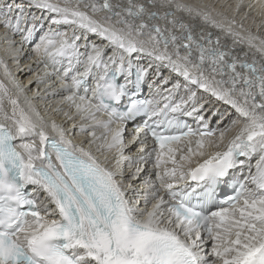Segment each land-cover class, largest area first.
<instances>
[{"label": "snow or ice", "instance_id": "obj_1", "mask_svg": "<svg viewBox=\"0 0 264 264\" xmlns=\"http://www.w3.org/2000/svg\"><path fill=\"white\" fill-rule=\"evenodd\" d=\"M242 5L229 17L185 0H0L4 42L18 53L12 37L22 47L42 33L33 52L52 66L45 75L104 129L82 123L88 143L112 154L107 167L47 124L0 60V264H264V37L237 22ZM138 116L126 145L112 124Z\"/></svg>", "mask_w": 264, "mask_h": 264}, {"label": "bare ground", "instance_id": "obj_2", "mask_svg": "<svg viewBox=\"0 0 264 264\" xmlns=\"http://www.w3.org/2000/svg\"><path fill=\"white\" fill-rule=\"evenodd\" d=\"M115 3L116 0H113ZM187 3H192L195 5H202L206 4L209 6H215L218 8V10L223 11L226 15L229 17L233 16L232 7L231 5H234L235 0H185ZM260 3L261 0H243V5L240 8L239 12L235 14V19L238 23H243L245 28L257 33L264 37V15H260ZM100 15H103L101 13ZM177 15H182L181 13H177ZM163 26V22H160ZM199 23V22H197ZM44 30H47V24H45ZM61 31H68L69 33L72 31L71 28H68L67 26H61ZM206 30H212L213 29H206ZM200 28H197V34L199 33ZM42 33H38L35 37V40L32 43L25 44L22 47L20 46V37L14 36L12 39L16 42L15 48H19L18 53H14L12 49L9 48V45L4 42V29L0 28V60H3L7 66L9 71L11 72L12 76L16 79V81L21 85L22 89L27 91H24V94L30 98L33 102V105L35 108L40 112V114L44 117V119L51 120L50 118H54L57 120V124L62 125L66 130L67 134L72 137L77 136L79 140H73V143L76 145H80L83 142H88L90 140V137L88 136L87 132H80V125L83 123L85 125H89L88 131H95L96 134L99 136L104 132L103 128H93L90 126V122L88 121H81L79 116L75 115V108H69L67 103L64 102V96L67 95V93H61L59 92V81L56 80L55 76L48 77V81L40 82L39 80L42 79L43 75L45 74V67L47 66L48 71H52V66L48 64L46 60L41 61V59L33 52V47L35 42H38L39 35ZM79 34V33H78ZM38 39V40H37ZM95 42L97 44L104 45L106 44L105 41H101L98 37L89 35V43ZM81 44L84 43V40L82 39L80 41ZM239 47V46H238ZM83 51V49H81ZM106 52L108 55L111 54L112 49L108 47L106 49ZM12 58H11V57ZM105 59H107V56H105ZM133 62L135 63V57H133ZM141 64H147L148 60L143 59L140 61ZM82 71V68H81ZM165 76L168 75V71L166 69H162ZM39 74H42L41 78ZM153 76H149V80L153 79ZM3 70L0 69V80H3ZM92 81L93 85L95 83L92 78L89 79V81ZM43 84V85H42ZM45 84L49 86L53 85V87L57 89H52L48 91H40L42 87H45ZM39 85V86H38ZM40 89V90H39ZM29 90V91H28ZM49 92V93H48ZM90 95V94H89ZM63 97V98H62ZM62 98V99H61ZM54 100H62L55 102ZM24 103L23 96L21 97V104ZM221 109V111H230V109H227L226 106L223 105H217ZM57 108H60L61 111H55ZM68 111L70 115H73L72 120H68L64 116V112ZM44 113V114H43ZM98 119L105 120V114L97 113ZM59 120V121H58ZM226 123L228 121H225ZM51 123V121H50ZM49 123V125H50ZM46 131L48 134L55 135L50 127H46ZM232 133H229V136H231ZM32 139V138H31ZM132 139L130 130H125L124 132V140L125 144L127 145L128 142ZM82 140V141H81ZM101 143V141H97L96 144H89L88 149L92 150L95 155H98L100 157V161L105 163V166L111 167V159L112 154L106 153L101 150H97V145ZM225 143H227V139L225 140ZM140 147L139 144H136L134 146L126 147L125 149V156H133L135 153H137L138 148ZM98 153V154H97ZM108 157V160H105V157ZM259 159V156L253 157V159L249 162L251 166L252 171H255V164L256 161ZM136 164V160L134 159L131 162L125 161L122 164V168L125 173H128L130 171H135L134 165ZM146 167L150 168L151 164L147 165ZM143 175H147V172H145ZM153 179H155L153 175ZM125 183H127V178L125 180ZM139 183V182H137ZM51 207V205H48ZM208 251H209V245H208Z\"/></svg>", "mask_w": 264, "mask_h": 264}, {"label": "rangeland", "instance_id": "obj_3", "mask_svg": "<svg viewBox=\"0 0 264 264\" xmlns=\"http://www.w3.org/2000/svg\"><path fill=\"white\" fill-rule=\"evenodd\" d=\"M37 40H38V39H37ZM34 45H35V44H34ZM10 57H11V56H10ZM11 58H12V57H11ZM39 76H40V78H41L42 74H39ZM46 80L48 81L49 79H48V76H46V75L44 74L43 77H42V79L39 80V81H40V82H44V81H46ZM42 85H43V84H42ZM38 86H39V85H38ZM52 86H53V85L49 86V84H48V85L45 84V87H42L41 90H40V89H39V90H40V91H45V92H46V91H48V90H52V89L55 90V89H57V88H55L56 86L53 87V88H52ZM24 91H27V89L24 90ZM28 91H29V90H28ZM48 93H49V92H48ZM62 98H63V97H62ZM62 98H61V99H62ZM54 101L58 103V101H62V100H54Z\"/></svg>", "mask_w": 264, "mask_h": 264}]
</instances>
